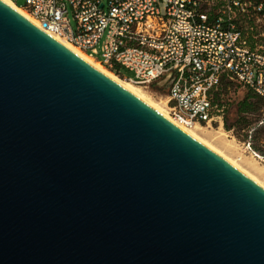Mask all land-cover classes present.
I'll use <instances>...</instances> for the list:
<instances>
[{
	"label": "water",
	"instance_id": "1",
	"mask_svg": "<svg viewBox=\"0 0 264 264\" xmlns=\"http://www.w3.org/2000/svg\"><path fill=\"white\" fill-rule=\"evenodd\" d=\"M0 264H264V187L0 0Z\"/></svg>",
	"mask_w": 264,
	"mask_h": 264
},
{
	"label": "built area",
	"instance_id": "2",
	"mask_svg": "<svg viewBox=\"0 0 264 264\" xmlns=\"http://www.w3.org/2000/svg\"><path fill=\"white\" fill-rule=\"evenodd\" d=\"M21 7L46 32L74 43L106 67L129 70L132 74L125 78L136 84L149 86L170 75L169 112L186 128L224 126L225 106L214 100L224 76L264 99V43L256 46L258 33L247 32L264 16L257 13L262 3L25 0ZM71 11L76 27L70 22ZM256 125H264V105L259 120L239 140L245 152L264 163V154L252 142Z\"/></svg>",
	"mask_w": 264,
	"mask_h": 264
},
{
	"label": "rangeland",
	"instance_id": "3",
	"mask_svg": "<svg viewBox=\"0 0 264 264\" xmlns=\"http://www.w3.org/2000/svg\"><path fill=\"white\" fill-rule=\"evenodd\" d=\"M18 4H21L23 6L25 4V0H16ZM255 16V15H254ZM69 18L71 24L76 27V20L73 17L72 11L69 13ZM249 19H247V22ZM258 26L253 30L250 28L247 29L248 35H256L258 33V36L256 37L257 43H264V16L257 22ZM250 25V23H249ZM260 33V34H259ZM104 40V37L100 41V45H102ZM109 68V67H107ZM112 72H114L111 68H109ZM124 75L117 74L123 79H126L125 76H129L132 73L127 70L123 69ZM143 86L144 91L156 102L160 104H164L163 100L167 98L168 89L163 88L159 83H153L149 86L141 85ZM221 94V101L225 103V113H226V120L224 123V126L219 128V132H217V127H210L211 133L208 135H204L205 138H207L212 144H214L217 148L222 150L225 154L233 158L234 160L241 163L249 172L254 174L256 177H258L260 180L264 182V163L260 162L258 159L254 158L250 154L244 151V148L242 147L239 140H242L250 127L253 126L256 119L258 118L260 114V110L257 113L249 114L247 117L249 121L251 122L250 125L247 126H238L234 125L232 129H226L225 124H233L236 119V109H237V103L241 101L246 93L248 92V88L245 87L243 84L239 83L238 81L233 80V84L227 88V90H222V88L219 89ZM223 91V92H222ZM225 91V92H224ZM224 134H223V133ZM254 145L257 147H260L264 149V127L259 128L255 132V139H254Z\"/></svg>",
	"mask_w": 264,
	"mask_h": 264
},
{
	"label": "bare ground",
	"instance_id": "4",
	"mask_svg": "<svg viewBox=\"0 0 264 264\" xmlns=\"http://www.w3.org/2000/svg\"><path fill=\"white\" fill-rule=\"evenodd\" d=\"M3 1L6 2L8 5H10L11 7H13L19 13H21L26 18H28L29 20H31L33 23H35L36 25H38L40 27L39 21L28 10H26L25 8H23L20 5H18L14 0H3ZM49 34L52 35L53 37H55L60 42H62L63 44H65L70 49H72L74 52H76L77 54H79L80 56H82L83 58H85L87 61H89L90 63H92L93 65H95L99 69H101L102 71H104V73H106L109 77H111L112 79H114L115 81H117L118 83H120L122 86H124L125 88H127L128 90H130L131 92H133L134 94H136L138 97H140L141 99H143L144 101H146L147 103H149L151 106H153L156 110H158L165 117L169 118L171 121H173L179 127H181L182 129H184L186 132H188L192 136L196 137L202 143H204L205 145H207L208 147H210L211 149H213L214 151H216L217 153H219L220 155H222L229 162H231L236 168H238L240 171H242L243 173H245L248 176H250L252 179H254L256 182H258L260 185H262L264 187V182L262 180H260L258 177H256L251 172H249L241 163H239L238 161L234 160L233 158H231L230 156H228L227 154H225L222 150H220L219 148H217L207 138L204 137V135H208V134L211 133V130L209 128L198 125L194 129H189V128H186V127L182 126L178 122H176L172 118V116L170 115L169 108H168V105H167V102H168V99L167 98L165 100H163V103H164L163 105L160 104V103H158V102H156V101H154L144 91L143 86H141L139 84H136V83H134L133 81H131L129 79H123V78H121L120 76H118L117 74H115V72H112L109 68H107L105 65H103L98 59H96L95 57L89 55L83 49H81L79 46L75 45L74 43L65 40L64 38L60 37L57 34H54V33H49ZM216 131L219 132V129H217Z\"/></svg>",
	"mask_w": 264,
	"mask_h": 264
},
{
	"label": "trees",
	"instance_id": "5",
	"mask_svg": "<svg viewBox=\"0 0 264 264\" xmlns=\"http://www.w3.org/2000/svg\"><path fill=\"white\" fill-rule=\"evenodd\" d=\"M252 1H254L255 4H260V3L263 4L262 9L260 11H258L257 13H258L259 16L264 15V0H252ZM18 5L21 6V4H18ZM251 23H253V21H251ZM123 69L124 68H122L119 65H117L112 70L115 73H117V74L124 75L125 73L123 72ZM232 84H233V80L228 79V78H226L224 76L222 78L220 88H222V90H227V88L229 86H231ZM162 87L166 88V86H162ZM221 94L222 93L220 91H217V93H215V99L214 100H215V102L219 103V105H224L225 106V103H223L221 101ZM263 105H264V99L259 94L254 92L253 90L248 89V92L246 93L245 97L241 101H239L237 103L236 119H235L234 123L231 124V125L226 123L225 124L226 129H232L234 127V125L243 126V128H244V126L250 125L251 122L249 121L247 116L249 114L257 113L259 110H260V114H261V109H262ZM260 114H259L258 118L256 119L255 123L257 122V120H259ZM225 118H226V113H225ZM263 127H264V125H256V128L254 129V131L252 133V140L253 141L255 139L256 130L259 129V128H263ZM253 146H254L255 149H257L262 154H264V149L254 145V142H253Z\"/></svg>",
	"mask_w": 264,
	"mask_h": 264
}]
</instances>
